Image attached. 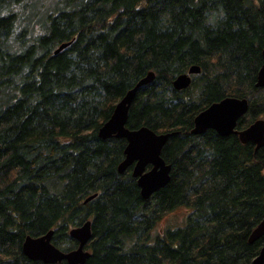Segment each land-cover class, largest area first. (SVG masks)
<instances>
[{"label":"trees","instance_id":"16d2710c","mask_svg":"<svg viewBox=\"0 0 264 264\" xmlns=\"http://www.w3.org/2000/svg\"><path fill=\"white\" fill-rule=\"evenodd\" d=\"M263 49L264 0H0V264H49L23 253L25 237L53 230L68 251V229L87 219L84 264H251L264 245L248 241L264 217V146L189 131L226 96L248 99L237 129L264 118ZM147 71L126 126L171 133L170 179L143 199L131 168L117 170L126 141L97 130ZM178 207L182 223L154 233Z\"/></svg>","mask_w":264,"mask_h":264},{"label":"water","instance_id":"95a60500","mask_svg":"<svg viewBox=\"0 0 264 264\" xmlns=\"http://www.w3.org/2000/svg\"><path fill=\"white\" fill-rule=\"evenodd\" d=\"M68 42L58 46L55 52L66 46ZM263 62L258 69L254 86L264 87V49ZM200 67L191 65L174 77L172 84L175 88H186L190 82V75L198 74ZM154 72L149 71L139 79L135 85L115 103L110 116L99 126L97 134L102 139L122 138L126 141L123 149V159L117 169L122 172L129 164L134 163L133 176L143 199H148L153 193L164 187L170 179V165L161 156V150L170 132L157 133L147 126L129 128L126 126L128 112L135 93L144 84L154 79ZM249 108L247 98L226 96L211 102L200 110L193 118L189 131L192 135H201L206 130H214L221 136L236 134L241 143H252L255 150L264 146V118H256L243 129H236L238 120L244 116ZM149 167V168H148ZM96 193L86 197L84 203L94 198ZM53 232L48 231L38 237L27 236L22 243L23 253L31 260H41L43 263L54 264L66 261L68 264H84L90 256L85 249L91 239V221L85 220L68 230L70 238L77 242V246L69 251H62L51 242ZM264 235V217L252 229L248 241L255 242ZM251 264H264V245L252 259Z\"/></svg>","mask_w":264,"mask_h":264},{"label":"rangeland","instance_id":"374dc122","mask_svg":"<svg viewBox=\"0 0 264 264\" xmlns=\"http://www.w3.org/2000/svg\"><path fill=\"white\" fill-rule=\"evenodd\" d=\"M186 211L184 207H178L170 213L161 215L153 227V232L164 230L167 226L180 224L183 221V214ZM61 249V248H60Z\"/></svg>","mask_w":264,"mask_h":264},{"label":"bare ground","instance_id":"6f19581e","mask_svg":"<svg viewBox=\"0 0 264 264\" xmlns=\"http://www.w3.org/2000/svg\"><path fill=\"white\" fill-rule=\"evenodd\" d=\"M67 45H68V44H67ZM67 45H66V46H67ZM64 47H65V46H64ZM64 47H63V48H64ZM57 48H58V47H57ZM57 48H56V49H57ZM63 48H62V49H63ZM56 49H55V51H56ZM60 50H61V49H60ZM60 50H59V51H60ZM57 52H58V51H57ZM55 53H56V52H55ZM152 72H153V71H152ZM147 73H148V71H147ZM190 77H191V75H190ZM159 80H160V79H159ZM165 80H166V79H165ZM191 80H192V78H191ZM190 83H191V82H190ZM144 85H145V84H144ZM189 85H190V84H189ZM189 85H188V86H189ZM168 86H169V85H168ZM172 86H173V84H172ZM188 86H187V87H188ZM164 88H165V87H164ZM173 88H175V87L173 86ZM254 88H255V87H254ZM175 89H177V90H181V89H178V88H175ZM183 89H184V88H183ZM247 113H248V112H247ZM236 126H237V125H236ZM236 129H237V128H236ZM240 129H241V128H240ZM242 129H243V128H242ZM213 131H214V130H213ZM195 137H196V136H195ZM123 143H124V142H123ZM124 145H125V144H124ZM165 161H166V160H165ZM166 164H167V163H166ZM134 165H135L134 163H131V164H129L124 170H126L128 167L131 168V173H132V176H133ZM148 168H149V167H148ZM117 170H118V169H117ZM124 170H123V171H124ZM123 171H122V172H123ZM118 172H119V171H118ZM122 172H119V173H122ZM263 176H264V175H263ZM133 177H134V176H133ZM135 178H136V177H135ZM69 229H70V228H69ZM69 229H68V230H69ZM49 231H52V232H53V230H49ZM47 232H48V231H47ZM44 234H45V233H44ZM52 235H53V234H52ZM28 236H29V235H28ZM40 236H41V235H40ZM26 237H27V236H26ZM26 237H25V238H26ZM30 237H33V236H30ZM36 237H38V236H36ZM51 239H52V237H51ZM51 242H52V240H51ZM52 244H53V242H52ZM53 245H54V244H53ZM54 246L57 247L56 245H54ZM57 248H58V247H57ZM58 249H60V248H58ZM85 249H86V246H85ZM60 250H61V249H60ZM70 250H71V249H70ZM86 250H87V249H86ZM62 251H63V250H62ZM68 251H69V250H68ZM87 251H88V250H87ZM89 253H90V252H89ZM40 261H41V260H40Z\"/></svg>","mask_w":264,"mask_h":264},{"label":"flooded vegetation","instance_id":"af4514ba","mask_svg":"<svg viewBox=\"0 0 264 264\" xmlns=\"http://www.w3.org/2000/svg\"><path fill=\"white\" fill-rule=\"evenodd\" d=\"M193 123V122H192ZM207 131V130H206Z\"/></svg>","mask_w":264,"mask_h":264}]
</instances>
